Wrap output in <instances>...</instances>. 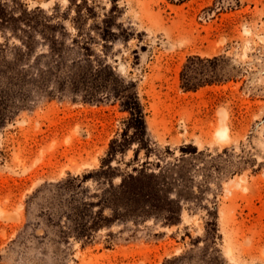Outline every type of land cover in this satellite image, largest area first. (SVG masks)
Listing matches in <instances>:
<instances>
[{
    "label": "rangeland",
    "instance_id": "rangeland-1",
    "mask_svg": "<svg viewBox=\"0 0 264 264\" xmlns=\"http://www.w3.org/2000/svg\"><path fill=\"white\" fill-rule=\"evenodd\" d=\"M0 264H264V0H0Z\"/></svg>",
    "mask_w": 264,
    "mask_h": 264
},
{
    "label": "trees",
    "instance_id": "trees-1",
    "mask_svg": "<svg viewBox=\"0 0 264 264\" xmlns=\"http://www.w3.org/2000/svg\"><path fill=\"white\" fill-rule=\"evenodd\" d=\"M171 1H175L176 3H182L186 0H171ZM217 59L213 58L211 60H200L199 58H192L189 59L187 64L184 65V68L181 72V81H182V87L185 88L186 90H195L196 88L200 87L203 84H208V83H212L213 81H215V79L213 80H209L210 78H197L196 76H192V72L191 71V66L195 63H213L216 62Z\"/></svg>",
    "mask_w": 264,
    "mask_h": 264
},
{
    "label": "bare ground",
    "instance_id": "bare-ground-1",
    "mask_svg": "<svg viewBox=\"0 0 264 264\" xmlns=\"http://www.w3.org/2000/svg\"><path fill=\"white\" fill-rule=\"evenodd\" d=\"M245 32V31H244ZM227 137H229L228 136V134H227V130L225 129V128H221V129H219L218 131H217V135H216V138L218 139V140H225V139H227ZM222 143V142H221ZM85 166H87V165H85ZM230 250V249H229ZM227 251L226 252V255H227V257L228 256H230V251ZM225 255V256H226ZM232 260V259H231Z\"/></svg>",
    "mask_w": 264,
    "mask_h": 264
}]
</instances>
